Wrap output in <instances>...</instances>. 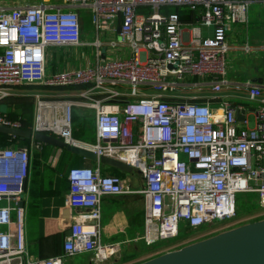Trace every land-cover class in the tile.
Wrapping results in <instances>:
<instances>
[{
    "label": "built area",
    "instance_id": "2783aa9c",
    "mask_svg": "<svg viewBox=\"0 0 264 264\" xmlns=\"http://www.w3.org/2000/svg\"><path fill=\"white\" fill-rule=\"evenodd\" d=\"M251 3L261 5L264 30V0H36L0 5V100L16 86L79 88L69 97L33 94L30 136L43 133L96 157L118 160L142 180L140 189L130 190L123 179L102 175L97 167L69 168L65 204L74 213L62 242L64 257L89 251L94 262L102 263L118 254L123 241L99 239L102 196L141 195L142 232L134 240L149 245L174 237L180 221L195 229L232 219L237 193L256 194L264 210V99L258 100V88L248 93L250 100H258L250 129L239 127L235 119V112L242 110L240 123L245 126L249 108L220 102L211 109L206 101L162 98L185 75L214 77L212 88H219L223 80L217 77L225 70V33L230 25L244 22ZM164 5H184L192 12L199 8V26L211 27V35L203 36L199 26L192 25L183 40L177 13H161ZM80 9L87 12L95 32L112 30L117 22L118 41L108 45L126 44L130 56L50 74L47 50L79 44ZM93 43L99 45L97 37ZM116 84L128 85V94L109 87ZM137 85L155 93L140 94ZM74 107L94 112V142L70 136ZM0 125L21 128L20 121L2 116ZM39 143L31 142L29 150L0 147V264H23L24 213L18 203L30 152L38 150ZM35 264L63 260L53 256Z\"/></svg>",
    "mask_w": 264,
    "mask_h": 264
},
{
    "label": "crops",
    "instance_id": "0c3cea01",
    "mask_svg": "<svg viewBox=\"0 0 264 264\" xmlns=\"http://www.w3.org/2000/svg\"><path fill=\"white\" fill-rule=\"evenodd\" d=\"M18 3L20 4L19 0L17 2L8 0L0 5L11 7L18 5ZM186 10L185 13H180L179 15L183 40H186V31L189 26H199L198 14L200 9H196L195 12L190 11L188 8ZM80 11L81 9L78 10L81 23L83 13L86 16L88 14L85 11ZM262 17L261 5L251 3L246 8L244 22L229 26L225 33L227 46L225 70L222 76L217 77V79H222L223 83L218 89L212 88L214 83H211V81L214 77L185 75L181 80H178L179 83L173 91L163 92L162 98L169 101H206L211 109L219 107L220 102H227L231 105L235 104L236 106H243L249 109L252 107H249L247 102L257 103L258 105V100L264 99V30ZM80 28V38L77 46L56 47L47 50L46 63L50 74L84 69L100 61L106 62L130 56V51L126 44H117L114 47H110L108 42L99 39V36L104 32L109 35H115L117 33V22L114 24V29L101 33H99L100 31L95 32L93 30L92 32L86 30L82 23ZM199 29L203 36L211 35V27L199 26ZM96 37L100 42L98 46L93 43ZM255 87L258 88L259 95L257 96L258 100L254 101L249 99L248 93ZM79 91V88L16 86L10 90V94L7 97L0 100V116L8 120L20 121L21 128L18 129L27 130L30 133L34 116L33 94L38 93L47 97H69ZM118 92L128 94L129 89L127 92ZM173 93H177V95ZM100 97L101 95L93 96V98ZM27 106L31 108V121L29 129H24L22 128V120L24 118L22 111ZM72 110L70 136L80 142H94V112L80 107H74ZM72 114L75 117L73 121ZM72 123L75 125L73 130L71 127ZM78 127L80 130L83 129V131L91 128L93 141L87 142L86 140L73 137L72 134L76 133ZM239 127L245 126L239 125ZM6 135L17 137L10 134ZM17 138L23 140V143L14 141L7 146H21L26 147L28 150L32 149L30 144L35 140L32 141L31 136L28 139ZM39 144L38 150H31L30 152L29 173L24 181L23 193L19 199L22 202L21 207L24 213L25 256L23 264H35L53 256L61 257L63 264H65L68 259L75 256L64 257L62 252V242L68 233L70 218L74 213V210L65 204V195L67 193L66 174L68 169L75 166L97 167L102 175L116 174L107 172V166L97 164L78 155L74 154L80 160L67 156L66 153H73L65 148L54 147L42 142ZM34 152L39 156L38 161H35V163H33L32 158ZM101 171L104 172L102 173ZM136 176V178H140L137 173ZM136 178L124 177L121 179L126 182L130 190H138L142 187V180L140 178L139 183H136ZM99 211V239L101 240V236L105 238L106 241H101L104 243L122 239L126 236L128 228L137 223L142 224L143 221L142 198L136 192L102 196L99 202ZM137 234L139 233L135 232V235ZM113 238L118 239L110 240ZM78 254H85L88 264H110L106 260L102 263L94 262L93 254L89 251ZM123 256L125 255H122L118 261ZM115 259H117V256ZM109 260H113V258Z\"/></svg>",
    "mask_w": 264,
    "mask_h": 264
},
{
    "label": "rangeland",
    "instance_id": "374dc122",
    "mask_svg": "<svg viewBox=\"0 0 264 264\" xmlns=\"http://www.w3.org/2000/svg\"><path fill=\"white\" fill-rule=\"evenodd\" d=\"M8 0H0V4L2 2H7ZM14 1V0H13ZM20 4H32L35 3L36 0H19ZM17 2V0H15ZM84 11V10H81ZM80 11V12H81ZM89 16L85 15L83 13L81 23L83 24V27L86 30H90L93 32V26L90 24L89 21ZM81 30V28H80ZM100 31L99 33H101ZM99 39L101 41L109 42V41H118V36L117 34L115 35H109L108 33H103L102 35L99 36ZM55 59V56H54ZM110 88L118 91H124L127 92L129 89V86H125L122 84H116L114 86H109ZM136 89L138 92H145L146 94H153L155 93V90L152 89L149 86H144V85H137ZM178 91V89H177ZM177 95V93H173ZM236 101V100H235ZM249 107H256L257 103H252V102H247ZM246 120L247 124L245 127L247 128H252L254 125V116L253 112H247L246 114ZM238 125L244 126L243 124L239 123ZM72 130L75 128L74 123L71 125ZM80 127V125H79ZM77 128V131L75 134H72L73 137H76L80 140H86L87 142H92L93 141V132L92 129H85V131L80 130V128ZM67 156L71 158H75L77 160H80L79 157L76 158L74 154H69L66 153ZM179 157L183 160H185V156L179 155ZM107 172H114L119 178H126V177H131V178H136V173L135 171L131 170L130 172H123L111 167H106ZM102 173L104 171H101ZM140 178H136L135 182L139 183ZM236 204H238L236 206ZM234 217L230 220H222L218 221L215 223L203 225L199 228H189L184 221H180L178 224V232L177 234L169 238L167 240H161L158 241L155 244H146L142 240H134L135 237L139 236L142 231V224L137 223L128 228L126 232V236L123 237L122 239L116 240V241H123L120 243V249L118 250L117 259L116 255L113 257H110L113 260H109L108 258L106 262H110V264H138L140 262H143L145 260L154 258L156 256L162 255L166 252L177 250L183 247H186L188 245L194 244L198 241L204 240L206 238L215 236L217 234L226 232L228 230L234 229L236 227L250 224L252 222L260 221L264 219V210H262L256 201V194L254 193H237L234 196ZM135 232L139 233L135 235ZM112 235V234H111ZM118 238H113L110 240H115ZM100 241H106L105 238L101 236ZM115 241V242H116ZM104 243V242H102ZM123 245V246H122ZM131 257L127 255H131ZM122 259L118 261V259L122 256ZM134 255V256H133ZM127 262V263H126ZM65 264H88L86 255L85 254H78L75 255L74 257L68 259Z\"/></svg>",
    "mask_w": 264,
    "mask_h": 264
},
{
    "label": "water",
    "instance_id": "95a60500",
    "mask_svg": "<svg viewBox=\"0 0 264 264\" xmlns=\"http://www.w3.org/2000/svg\"><path fill=\"white\" fill-rule=\"evenodd\" d=\"M118 30V28H117ZM112 103H122L112 101ZM252 112V108L248 110ZM237 122H242L243 111L235 112ZM0 132L20 138H30L27 130L0 125ZM32 139L123 172H130L129 166L105 156L96 157L91 151L79 146L69 145L61 139L34 133ZM24 181H22V188ZM21 201L18 203L21 206ZM138 264H264V219L242 225L215 236L198 241L186 247L166 252Z\"/></svg>",
    "mask_w": 264,
    "mask_h": 264
},
{
    "label": "trees",
    "instance_id": "16d2710c",
    "mask_svg": "<svg viewBox=\"0 0 264 264\" xmlns=\"http://www.w3.org/2000/svg\"><path fill=\"white\" fill-rule=\"evenodd\" d=\"M186 9L187 8L184 5H178V6L164 5V6L160 7L161 13L166 14V13H170V12H175V13H177L179 19H180V16H179L180 13H185V11H187ZM138 10H141V9H138ZM72 112H73V110H72ZM22 115L24 116V118L22 120V128L29 129V125H30V121H31V108L29 106L23 108ZM72 116H73V114H72ZM74 118L75 117L73 116L72 117V121L74 120ZM14 141L23 143V140H21V139H19L17 137H11L9 135L0 133V147H5V146L11 144ZM38 157L39 156L37 154H35V152L32 154L33 163H35V161H38ZM237 205L238 204H236V206ZM127 256L131 257L132 254L131 255H127Z\"/></svg>",
    "mask_w": 264,
    "mask_h": 264
}]
</instances>
